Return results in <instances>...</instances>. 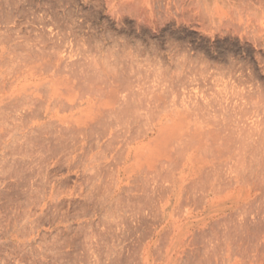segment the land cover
<instances>
[{
    "label": "rangeland",
    "instance_id": "obj_1",
    "mask_svg": "<svg viewBox=\"0 0 264 264\" xmlns=\"http://www.w3.org/2000/svg\"><path fill=\"white\" fill-rule=\"evenodd\" d=\"M125 1L127 0H0V108L3 105L0 109V188L4 189L3 193L0 191V194H2L1 196L5 194V199L0 197V264H84V262L85 264H109L111 261V264H115L116 262V264H123V262L124 264H144L142 258L146 260V255L145 253H141V248L138 246H142L141 244H143L146 239L144 236L145 230H150V228L153 227H155V230L160 229V236L156 240V243H154L156 246L153 245L148 253L147 257L149 264H176L178 261L179 264H242L245 258L242 256V259L241 255H239L241 251L240 253H236L229 250V253H227L225 247L223 248L225 241L223 242L224 239L221 238L227 236L224 234L227 228L228 230L229 228L231 229L237 222L236 225H240L243 219H247L248 222H253L255 227L252 232L253 234L248 232V236L250 237L256 234L254 237L257 240L256 242L255 238L251 236L252 238H250L255 242L252 240L249 242V237H246L247 235L245 234L247 232L244 233L245 237H243L246 238V242L255 243L254 245L251 243V246H256L254 250L252 247L251 249H246L247 252H245V254H250V256L254 255L255 258H261L260 256L262 255V262L264 264V243L261 241V234L264 236V190L257 189L256 186L251 187V184L245 181V179H251L250 170L252 169L250 168H253L251 167L252 164L249 166L250 168H248V163H254V169L258 166H255L257 165L255 162H250L248 161L250 159L245 158L248 157L247 152L246 155L243 153L240 156L238 155L241 153L239 152L241 151L240 148L238 151V146L241 145L240 147H242L241 141H244L240 139L246 136L242 134L241 131L243 130L244 133H246V128H249L250 125L251 128L248 129V132L249 134L252 132L253 145L250 144L259 149V154L257 153L258 157L264 153V0H134V5L137 3L135 7L134 5L132 7L122 6L121 3ZM70 62H72V64ZM87 80L88 82L91 81L89 82L91 86L93 82L94 84L97 83L93 85L95 89L99 87L97 91L95 90V93L93 92L90 94V92H87V89H85ZM40 82L41 85L37 84ZM84 82L86 83L84 84ZM109 83H111V85ZM72 85L74 87L77 85L75 87L76 89ZM90 85L88 84L87 88ZM101 87L103 89L102 91L100 90ZM127 89L130 90V93ZM29 93H31V95ZM110 93L111 95H109ZM26 94L28 95L27 98L24 97ZM120 94L121 96L128 94L125 96L126 98L124 97L127 101L133 97V100L131 99L132 102L130 101L132 103V108L136 105L135 107L137 110L134 108L135 112H129V114H132L131 116L133 118L131 119L130 115L125 117L127 120L129 119L130 124L125 118L124 120L126 121L124 122H122L123 120L117 121V118L115 121L113 113L109 114L110 116L112 115V117L109 115L104 117L105 119L107 117L109 119L111 118L110 120L108 118L106 120L102 118L98 119V114L103 111L108 112V110L113 108V105H115L114 100L116 99H114V97H120ZM29 96H31L33 100L36 98L35 102H32L33 100ZM20 97L21 100H23V98L25 100L21 104L18 103L20 100H17V98L19 99ZM54 97H57L59 101L61 100V103H57L55 107L56 113L53 116V119L59 123V127L57 124L54 126L57 129L60 128V125H64L69 127L70 131L73 126H76V130L73 128L74 132L71 131L72 134L71 132L69 133L71 134L69 139L67 136V140H70L71 137L74 139L70 140L71 143L67 141L66 133L62 140L54 139L55 143L53 140V143L50 141L51 147L57 142L60 144V141L63 143L67 141L66 143H69L62 145L61 142L60 145L62 147H59L57 143L58 147L62 148V150L57 147L55 149L59 151L55 150L56 153L53 150L54 148L51 151V149L47 147L48 151L50 150L49 153L47 149L43 147L42 151H40L41 148L34 149L35 143L39 140V138L37 140L35 137L36 139L34 138V140H32L37 142L33 143V147L32 144L27 143L30 146L26 145L27 148L31 147V150L34 151L32 152L29 148L27 151L25 147L27 137L25 136L26 138L23 137V139L21 135L25 134V130L30 125V127H33L32 129L38 126L36 127L37 129L41 126L40 124L47 121V117H43L45 109L43 107L49 98ZM15 99L18 101L17 103L20 107L16 102L15 105L17 104V106L13 105L14 101H16ZM30 99L32 101H30ZM112 99L114 100L112 101ZM246 99L250 100L252 104ZM27 100L37 105L43 103L40 109L38 108L39 110L36 111L38 113L40 110L43 111L41 114L39 113L42 116H40L41 120L37 118V116L39 117L38 113L36 117L32 115V113L34 114L35 112L32 110V104L29 103V105H27ZM119 100H122V97H120ZM9 101H13V103L9 104ZM85 101L89 103L88 105L90 107L83 110L81 108L85 106ZM220 101L221 104L223 103L224 105H221ZM4 104H8V106L6 107ZM4 106L7 109L4 108ZM195 107L196 109H194ZM33 108L36 110L35 107ZM24 111L25 114L26 111H32V113H29L32 116L29 115V117L27 112L26 117L29 118H27L28 124H26L27 122L23 119L25 118V114H20V112ZM94 114H97V116H93ZM18 115L21 117H18ZM86 116L88 117L86 120H90V126L96 120L95 124H97V128L95 124L93 127L89 126L90 128H88V126L84 125L87 121L78 120V118L85 119ZM92 116L95 119H93ZM136 116H138L137 120H133ZM100 120H102V122ZM35 121H38L37 124ZM91 121L93 122L91 123ZM135 121L136 123L134 124ZM110 122L113 123L111 124ZM131 122H133L135 127L134 131L136 130V132L142 131L152 123L155 124L156 136H158L159 133V135H161L160 138H156V140L159 138L157 141L160 142L156 147H159V145H161L160 147H167L170 151L169 156L171 155V158H175L173 160L169 157V162L163 161L164 163L157 164L158 167L156 166V168H154L155 172L157 171V175L155 172H152L155 176H150L152 174H149V176L147 175L145 177L147 181L151 183L150 185L155 188L152 193L153 195L150 196V201L152 202L144 200V198H142L144 202L134 199L136 194L139 195L141 193L135 192L132 187V185H134L133 179L136 178V176L141 177L140 175H143L135 166L148 162V160L142 158L144 156L137 161L130 159V167L125 174L120 176L121 182L116 181L115 169L117 171V167L120 166L122 163L121 161H123V158L121 159L122 154L119 152L120 150L122 151L121 145L126 141V136L124 138L122 129L128 126L134 128L133 124L131 126ZM126 123H128V126H126ZM120 124L124 126L122 125L123 127L121 128ZM80 126H85V128L82 127V129ZM79 127L81 129H79ZM77 128L81 131L85 129V131L79 133ZM61 129H63V127ZM27 130L30 131V128ZM120 130V134L122 133L121 135L116 133ZM23 131L24 134H22ZM66 131L69 132L68 128ZM114 134H118L120 138L118 136L117 138L119 139L115 138V136H113ZM229 137H234L235 140L233 138L231 140ZM236 137L239 139L237 140ZM255 137L256 139H254ZM22 139L26 141L23 142ZM64 139L66 140L65 142L63 141ZM30 140L31 138L29 141ZM194 141L196 142L194 143ZM22 142L24 144L21 145L20 143ZM40 142L41 144L44 143L42 141H39V143ZM47 142L48 141H45V143ZM50 142H48V146ZM78 142L79 148L77 147ZM30 143L32 142L30 141ZM126 143L127 142H125V144ZM166 143H169V145L166 146ZM125 144L122 146L125 147ZM209 144H211V146H209ZM40 145L38 147H41ZM199 145L200 147H198ZM42 146L46 147L47 144H43ZM64 146L66 148L63 149ZM202 146L206 151L203 150ZM23 147L26 148L27 155L24 154L25 152L23 153V149V151L21 150ZM164 148H162V150H165V152L167 150L166 153L168 154V149ZM143 149H145V147ZM175 151L179 152L177 153ZM235 151L239 152L236 154L237 158L236 155H233ZM41 152H44V155ZM188 153L194 154L199 158L200 162L198 164L203 165V168L207 171L203 174V177L208 178L210 181L204 178L202 179V176L200 177L201 180H199V176L196 177L195 175L193 176V174H189L184 177L183 182H178L182 174L179 171L180 162ZM231 153V156H227ZM47 154L52 155L47 156ZM24 155L25 158L27 156V158L31 156L32 158H36V161L33 159L35 162V164H33L36 166H32L33 161L29 158L32 161H29L32 165L28 166L35 167L34 169L25 168L27 166L25 162L29 159L27 160L26 158V160H23L25 159ZM41 156L42 160L44 159L43 156H46V160L43 161L50 162L39 160L38 158ZM223 156L227 159L222 158ZM234 156L236 158L235 160L233 159ZM238 156L239 158L243 156L247 160V163L244 158L243 161L245 162L240 160L242 157L238 159ZM119 158L121 161H118L120 160ZM37 159L40 163L37 162ZM17 160L19 162L21 160L24 161L20 162V164L24 163L21 164L22 168L23 165H25L24 168L29 170V172L31 169L34 170L30 174L31 178L28 176L25 177L26 180H21V178L26 174L28 175L29 172L27 171L28 173H24L23 170L25 169H22L21 166L18 167V162V165L16 164L17 169L21 168L23 171L22 173H24H21L22 175L19 174L14 167L15 163H13ZM41 161L43 162L42 166ZM157 161L159 160H156V162ZM102 162L107 163L102 164ZM108 162L110 164H108ZM36 163H38V165ZM46 163L49 165H45ZM98 163L102 164L100 165L103 167V169L101 168L103 171L97 168ZM175 163L178 166H176ZM212 163H214L215 166ZM240 163H243L242 165H244V167ZM236 164H240L241 169L239 166L237 167ZM86 165H88L89 168ZM105 165H109L110 167L107 166L108 168L104 169ZM175 166L178 167V169ZM212 166L214 167L212 168ZM242 167L249 170L248 174L246 170L245 173L241 171ZM10 168L12 170H10ZM215 168L217 169L213 170ZM237 168L239 169L238 171ZM257 169L261 170L262 167H258ZM36 170H41V172L44 173L43 176H48L49 171H51L49 174H52V178L47 177V180L49 179L48 181L55 185L52 191L53 200H47L48 208L51 207L50 210L47 209L46 206L44 208V211L49 210L50 212L45 211L44 215L46 216H40L39 221L33 223L25 218L23 221L22 218L19 217L18 218L21 220H18V218L16 219L15 216L17 217L18 213H13V217L11 216L12 219H9L14 208H19L21 203L24 200L26 201L27 198V200H29L30 196H26L25 192L28 194L31 188H33L35 191L32 190L33 192L31 191L32 193H30L32 195L30 198L33 200L34 198L32 197H34V195L41 196V191L49 190L48 184L43 185L41 181H37V179L40 180V178H37L38 172L36 173ZM210 170L213 171L210 172ZM9 171L12 172L10 173ZM261 171L264 172V166ZM14 172L20 175L19 178L18 176L16 178V173ZM41 172H39L40 175L42 174ZM208 172H214L212 173L213 178H215V176L216 178L211 179L212 177L208 175ZM254 172L258 174L253 175L256 176V178H253L255 183H259L261 180L263 183L264 174L261 175L262 172L259 173V170H254L253 173ZM3 173H6V176ZM54 174L56 177L53 179ZM101 174H104V176ZM1 175L4 177L2 178ZM32 175H35L34 177L37 176V179L34 178V180ZM84 175L86 176L84 177ZM87 175L89 178H87ZM223 175L225 176L226 182L228 179L230 180L228 183L232 182L231 184L227 183V187L225 186V179V184H222L224 182L220 183L221 180L223 181ZM43 176L41 175L39 177L43 178ZM62 177H66V182H64L66 186H64V183L63 186L62 183L59 185ZM219 177L222 179L220 180ZM27 178L32 181H28ZM257 178L262 179L259 181ZM18 179H20L19 183L22 181V186L18 184V182L16 183ZM237 179L239 181H237ZM3 180L4 182H2ZM103 180L105 181L102 182ZM218 180L220 186L217 185ZM114 181L117 182V187H115L116 183ZM197 181L199 184H197ZM23 182L25 183L24 185H26V187H24L25 192L22 191L24 186ZM211 182H214V185H211ZM238 182H240V184ZM8 183L12 184V186ZM26 183H28V186ZM38 183L39 185L36 186ZM56 183L60 187L62 186V189H60L59 186L57 187ZM176 183H181L182 188L178 189ZM262 183L260 184L262 185ZM2 184L5 186H2ZM16 185L19 186L17 187ZM46 186L47 188H45ZM211 187L214 188L210 190ZM13 188L16 191L13 190ZM25 188H30L29 192L25 190ZM39 189L43 190L39 191ZM9 190H11V192L13 191L15 195L14 193L12 195ZM66 190H68V192ZM215 190H217V193H215ZM5 191L7 194L4 193ZM37 192L40 193L37 194ZM84 192L86 193L84 194ZM88 192L89 194H87ZM120 192L123 194L120 195ZM205 193H209L208 201L204 198ZM8 194L10 196H6ZM18 194H25L24 197L26 196L27 198L23 199L24 197L21 195L23 199L21 202V198L17 200L19 197ZM86 194L88 196L86 200H84L85 196L83 197V195ZM91 194L93 197L91 196L92 198L90 199ZM117 194L118 197L122 196V198L125 199L120 197V200H118ZM7 197L8 199L10 197L12 198L13 206H11V201L9 202ZM11 198L9 200H11ZM70 198L71 200H69ZM167 198L169 201L167 206H165L164 203ZM253 198L256 200L252 201ZM31 199L30 204L27 201L29 205H31ZM75 199L76 202H74ZM87 199H90V201ZM6 200L8 203L5 202ZM16 201L21 202L20 205L18 202L16 203ZM25 201L23 205L26 203ZM53 201L56 202L55 205L58 207L53 205ZM61 201H63V204L68 203V205H62ZM68 201H70V203ZM85 201H88L86 202L88 204L86 205V207H88L87 210L85 207L82 208ZM145 203H150V205L147 206ZM5 205L6 207H4ZM14 205H17V207H14ZM25 205L27 206V204ZM133 205L136 206L134 207ZM5 208H9L12 211L10 212V210ZM18 208L14 209V211L17 212L20 209ZM63 208H65V210ZM2 209L6 210V212H2ZM21 209L23 210V208ZM62 210H64V212L68 211L67 213H69L70 216L66 213L64 214L66 215L65 218L62 214ZM162 210L164 212L163 218H161ZM255 210L260 212L256 213ZM251 211H255L256 214ZM18 212L21 213L20 210ZM56 213L58 215H56ZM138 213H140L139 215L142 214L143 217L146 216L143 219L141 215V218L144 221L146 220L145 222L149 224L147 223V225H144L146 223H137L139 220L141 221V219L137 221L139 218ZM48 215L54 216L51 217ZM71 215L74 216L73 219L68 218L71 217ZM136 215L138 218L135 217ZM49 220H51V222ZM135 220L138 225H136ZM222 220L225 222L223 223ZM106 221L108 224H106ZM20 226H24L25 229H28V226H33L35 229L28 234H21L17 233L19 228L20 232L22 231ZM161 226H163V228H161ZM67 227L68 230H71L69 231L71 233L66 232ZM9 228L14 230H10ZM57 228H61L60 231L57 230ZM106 228H108L109 231ZM125 228L127 229L125 230ZM77 229L79 231H77ZM129 229L136 230L133 237L130 236V234L132 235L134 232L132 230L131 233L128 232ZM15 230L16 232H13ZM109 232L110 234L116 232V235H109ZM16 233L18 236L15 237ZM259 233H261L260 237H258ZM125 234L129 235L126 236ZM68 236H76L74 237L75 239L73 237L71 238L74 242H71L72 240L70 241ZM123 236L127 238L129 236L132 241L135 236L139 237V244L134 245V247L136 245L138 247L135 251L136 254L135 252H133L134 254L131 252L128 253L127 246H132V241L130 239L126 240L127 238L124 240L123 238V242H121V237ZM24 237H26V239ZM117 238H119V241ZM116 240L118 244H116ZM171 240L174 241V245L170 247L167 253L165 250L168 248ZM129 241H131V243ZM182 241L184 243H182ZM122 243L124 244L122 245ZM110 244H112V247L114 246V251L112 247L110 248ZM56 245L60 247L58 246L57 248ZM80 245L82 246L81 248ZM117 247L121 248L120 253L123 254H120V257L123 256L122 258H120L119 255H115L117 251H120ZM197 247L198 249H196ZM218 247L219 250L217 249ZM110 249L113 252H110ZM122 249L123 251L126 250L124 251L125 253ZM64 252L67 258L63 255ZM192 252H194V254ZM232 252H234V254ZM155 253H157V256ZM245 254L244 256H246ZM77 255L79 259H75ZM187 255L190 256V259ZM126 256L128 257L127 259ZM57 259H59L60 262H58ZM227 259H229V261ZM41 261H43V263Z\"/></svg>",
    "mask_w": 264,
    "mask_h": 264
},
{
    "label": "bare ground",
    "instance_id": "obj_2",
    "mask_svg": "<svg viewBox=\"0 0 264 264\" xmlns=\"http://www.w3.org/2000/svg\"><path fill=\"white\" fill-rule=\"evenodd\" d=\"M139 1H140V0H139ZM111 2H112V1H111ZM134 2H135L134 0H127V1H125V2H123V3H121V5H122V6H125V7H132V6L134 5ZM139 3H140V2H139ZM136 4H137V3H135V5H136ZM135 5H134V7H135ZM119 6H120V5H119ZM134 7H133V8H134ZM143 7H144V6H143ZM184 8H185V7H184ZM135 9H136V8H135ZM141 9H142V8H141ZM126 11H127V10H126ZM124 12H125V11H124ZM145 15H146V14H145ZM158 16H159V15H158ZM142 23H143V22H142ZM146 24H147V22H146ZM6 39H7V38H6ZM7 40H8V39H7ZM21 46H22V45H21ZM19 47H20V46H19ZM17 48H18V47H17ZM64 61H65V60H64ZM46 62H47V61H46ZM80 62H82V61H80ZM57 63H58V62H57ZM61 63H62V62H61ZM70 63L72 64V62H70ZM70 63H69V64H70ZM77 64H78V63H77ZM62 65H63V64H62ZM62 65H61V66H62ZM82 65H83V64H82ZM64 66H65V65H64ZM76 66H78V65H76ZM80 66H81V65H80ZM80 66H79V67H80ZM44 67H45V66H44ZM44 67H43V68H44ZM46 67H47V65H46ZM72 67H73V66H72ZM79 67H78V68H79ZM48 68H49V67H48ZM62 68H63V67H62ZM62 68H61V70H62ZM78 68H77V69H78ZM121 68H122V67H121ZM59 69H60V68H59ZM70 69H71V68H70ZM120 70H121V69H120ZM127 70H128V69H127ZM90 72H91V70H90ZM68 73H69V72H68ZM83 73H84V72H83ZM88 73H89V71H88ZM91 73H92V72H91ZM127 73H128V72H127ZM86 74H87V73H86ZM72 76H73V75H72ZM90 77H91V76H90ZM81 78H82V77H81ZM86 78H87V77H86ZM129 78H130V77H129ZM123 79H124V78H123ZM78 80H79V79H78ZM116 80H117V79H116ZM121 80H122V78H121ZM79 81H80V80H79ZM100 81H101V80H100ZM119 81H120V80H119ZM123 81H124V80H123ZM81 82H82V81H81ZM86 82H87V83H86ZM86 82H84V84L86 83V84H85V86H86L85 89H87V92H90V94L93 93V92L95 93V90L97 91V90L99 89V87H96V89L93 88V87H94L93 85H96L97 83L94 84V82H93V85L91 86V85H90L91 83H89V82H91V81L88 82V80H87ZM102 82H103V81H102ZM82 83H83V82H82ZM37 84H40V85H41V82H40V83H37ZM76 84H77V81H76ZM88 84L90 85V86H88L89 89L87 88V85H88ZM104 84H105V83H104ZM109 84L111 85V83H109ZM78 85H80V84H78ZM100 85H101V83H100ZM112 85H113V84H112ZM135 85H136V84H135ZM72 86H73V85H72ZM76 86H77V85H76ZM76 86H75V87H76ZM80 86H82V85H80ZM113 86H114V85H113ZM115 86H116V85H115ZM73 87H74V86H73ZM73 87H72V88H73ZM75 87H74V88H75ZM119 87H120V86H119ZM138 87H139V86H138ZM153 87H154V85H153ZM97 88H98V89H97ZM107 88H108V87H107ZM107 88H105V89H107ZM114 88H116V87H114ZM75 89H76V88H75ZM79 89H80V88H79ZM81 89H82V88H81ZM105 89H104V90H105ZM147 89H148V88H147ZM100 90H101V91L103 90L102 87L100 88ZM119 90H120V89H119ZM127 90H128V89H127ZM135 90H136V89H135ZM80 91H81V90H80ZM128 91H129V93H130V90H128ZM139 91H140V90H139ZM85 92H86V90H85ZM104 92H105V91H104ZM114 92H115V91H114ZM116 92H117V90H116ZM96 93H97V92H96ZM29 94L31 95V93H29ZM88 94H89V93H88ZM104 94H105V93H104ZM104 94H103V96H104ZM131 94H132V93H131ZM96 95H97V94H96ZM109 95H111V93H110ZM122 95H123V94H122ZM127 95H128V94H127ZM127 95H125V96H127ZM129 95H130V94H129ZM136 95H137V94H136ZM243 95H244V94H243ZM27 96H28V95L26 94L24 97L27 98ZM50 96H51V93H50ZM94 96H95V94H94ZM125 96H121V94H120V97H122V100H119L120 97H116V96L114 97V96H113L114 99L116 98L115 100L112 99V101H113V100L115 101V105H113V108H111V110H108V112H104V111H103V112H101L100 114H98V115H99L98 119H99V118L105 119L104 117H106V116L109 115L110 113H113V116H114V118H115V119H114L115 121H116V118H117V121H118V120H119V121H120V120H123L122 122L126 121L127 119H126L125 117H126L127 115H130V116L132 115V114H129V112H132V113L135 112V111H134V108H136V107H135L136 105L133 106V108H132V103H131L132 101H131V99H132L133 97H132L131 99H128L129 101H127V99L125 100V98H126ZM250 96H251V95H250ZM29 97H31V96H29ZM29 97H28V98H29ZM124 97H125V98H124ZM247 97H248V96H247ZM22 98H23V97H22ZM34 98H35V97H34ZM110 98H112V97H110ZM117 98H118V99H117ZM129 98H130V96H129ZM222 98H223V97H222ZM249 98H250V97H249ZM9 99H10V98H9ZM12 99H14V98H12ZM31 99H32V97H31ZM31 99H30V101L33 100V99H32V100H31ZM231 99H232V98H231ZM251 99H252V98H251ZM15 100H16V99H15ZM17 100H18V101L20 100L21 102H20V101L18 102ZM17 100L14 101V104H13L14 106H17L18 103L21 104L23 101H25L24 98H23V100H21V97H20L19 99L17 98ZM28 100H29V99H28ZM28 100H27L26 102H28ZM35 100H36V98H35L32 102H35ZM116 100H117V101H116ZM132 100H133V99H132ZM137 100H138V99H137ZM246 100H247V101H250V100H248V99H246ZM30 101L27 103V105H29V103L32 104ZM60 101H61V100H60ZM60 101H59V99H57V97L49 98V99L47 100L46 104H45L44 107H43V108H45V109H44L43 117H47V118H48V119L46 118L47 121H45V122H43L42 124H40L41 126H40L39 128H37V129H36V127H38V126H35L34 129H32L33 127H30L31 125H30L28 128L26 127L27 129L30 128V131L26 129L27 131L25 130V134H24V131H23L22 134H24V135H21L22 137L20 136L21 138H23V137L26 138V137H27V138H26L27 141L25 140V141H26L25 147H26V145H27V146H30V145H28V144H32V147H33V145H34L33 143H34V142H37V141H33L34 138L36 137L37 140H38V138H39V140H38L37 143H35V148H34V149H39V148H41L40 151H42L43 148H46V149H47V152L50 151V150L48 151V148L51 149V151H52V149L54 148V149H53L54 152H55V150H58V149L62 150V148H59V147L61 146L60 144H61L62 141H60V144L57 142V143L59 144V147H58V144H57V143L54 144V145L52 144L53 147H51V142H52V140H53L54 143H55V140H54V139H57V140H60V139H61V140H62V139L64 138V135H65L66 133L69 134L71 131L74 132L73 128L76 130V126H75V127L73 126L72 129H71V131L69 130V127H66V126H64V125H60V128H57V129H56V127L54 126V125H56V124H57V126H58V124H59L56 120L53 119V118H54L53 116H54V114L56 113V109H55V107L57 106V103H59ZM112 101H111V102H112ZM130 101H131V102H130ZM213 101H214V100H213ZM217 101H218V100H217ZM224 101H225V99H224ZM228 101H229V100H228ZM15 102H16V103L18 102V103L15 105ZM233 102H234V101H233ZM243 102H244V101H243ZM245 102H246V101H245ZM252 102H253V99H252ZM252 102L250 101V104H252ZM4 103H5V102H4ZM10 103H13V101H9V104H10ZM39 103H40V102H39ZM60 103H61V102H60ZM81 103H82V102H81ZM113 103H114V102H113ZM134 103H135V102H134ZM19 104H18V106H19ZM41 104L43 105V103H40V105H37L36 103H34V104L31 105V106H32V110L35 112L34 114L32 113V111H31V112H30V111H26V114H25V111H24V112H20V114H23V113L25 114V115H24L25 118H23V115H22V118L25 119V121L27 122V118H28L29 115H30L29 113H32V115H35V117H36V116H37L36 114L38 113V112H36V111H38V110L40 109V107L42 106ZM88 104H89V103H88L87 101H85V106H83L81 109L84 110V109H86V108H89L90 106H89ZM138 104H139V103H138ZM220 104H221V101H220ZM222 104H223V103H222ZM222 104H221V105H222ZM243 104H244V103H243ZM248 104H249V103H248ZM0 105H1V104H0ZM4 105H6V104H4ZM36 105H37L38 107H37ZM139 105H140V104H139ZM223 105H224V104H223ZM7 106H8V104L6 105V107H7ZM200 106H201V105H200ZM231 106H232V105H231ZM2 107H3V105L1 106V108H2ZM6 107L4 106V108H6ZM12 107H13V106H12ZM19 107H20V106H19ZM33 107H35V108L37 107L36 110H35ZM110 107H111V106H110ZM214 107H215V106H214ZM1 108H0V109H1ZM13 108H14V107H13ZM15 108H16V107H15ZM38 108H39V109H38ZM225 108H226V107H225ZM227 108H228V106H227ZM238 108H239V106H238ZM6 109H7V108H6ZM19 109H20V108H19ZM30 109H31V108H30ZM100 109H101V108H100ZM106 109H107V108H106ZM194 109H196V107H195ZM42 110H43V109H42ZM136 110H137V108H136ZM223 110H224V109H223ZM223 110H222V111H223ZM228 110H229V109H228ZM106 111H107V110H106ZM202 111H203V110H202ZM208 111H209V110H208ZM208 111H207V113H208ZM27 112H28V117H26V116H27ZM42 112H43V111H41V110L39 111L40 114H41ZM98 112H99V111H98ZM39 113H38L39 117L37 116V118L41 120V118H40L41 115H40ZM223 113H224V112H223ZM135 114H136V113H135ZM16 115H17V114H16ZM32 115H30V116H32ZM95 115L97 116V114H94L93 116H95ZM19 116H20V115H18V117H19ZM93 116H92V118L95 119ZM109 116H110V115H109ZM20 117H21V116H20ZM41 117H42V116H41ZM89 117H90V116H89ZM110 117H112V115H111ZM128 117H129V116H128ZM128 117H127V118H128ZM86 118H88V117L86 116L85 119H80V118H78V120L87 121ZM107 118H108V117H107ZM107 118H106V119H107ZM124 118H125L126 120H124ZM129 118H130V117H129ZM132 118H133V117L131 116V119H132ZM137 118H138V116H136L133 120H137ZM20 119H21V118H20ZM23 119H21V120H23ZM28 119H29V118H28ZM90 119H91V118H90ZM106 119H105V120H106ZM108 119H109V118H108ZM110 119H111V118H110ZM110 119H109V120H110ZM53 120H54V121H53ZM88 120H89V119H88ZM38 121H39V120H38ZM38 121H37V122H38ZM55 121H56L57 123H56ZM89 121H90V120H89ZM89 121H87L89 124L86 122V123H84V125H85V126H88V128L93 127L94 124H95V121H96V120H95L94 122L91 121V123L93 122V124H92L91 126H90V122H89ZM100 121L102 122V120H100ZM103 121H104V120H103ZM107 121H108V120H107ZM127 121H128V123H129V119H128ZM35 122H36V121H35ZM37 122H36V124H37ZM54 122H55V123H54ZM81 122H82V121H81ZM53 123H54V124H53ZM97 123H98V121H97ZM110 123H111V122H110ZM110 123H109V124H110ZM112 123H113V122H112ZM112 123H111V124H112ZM115 123H116V122H115ZM119 123H120V122H119ZM128 123H126V124H127L126 126H128ZM135 123H136V121L134 122V124H135ZM250 123H251V122H250ZM26 124H28V122H27ZM87 124H88V125H87ZM105 124H106V123H105ZM129 124H130V123H129ZM132 124H133V122H131V126H132ZM134 124H133V127H134ZM96 125H97V124H95V127H96ZM100 125H101V124H100ZM100 125H99V126H100ZM106 125H107V124H106ZM117 125L119 126L118 122H117ZM122 125H123V124H120V127H121V128L125 125V123H124L123 126H122ZM26 126H27V125H26ZM49 126H50V127H49ZM61 126L63 127V129H61V128H62ZM85 126H84V127H83V126H80V127H81V128H82V127L85 128ZM89 126H90V127H89ZM99 126H98V127H99ZM104 126H105V125H104ZM135 126H136V125H135ZM250 126H251V125H250ZM250 126H249V128H246V131H245L246 133H244L243 130L241 131L242 134L246 135L245 137H241V138H243V139H240V140H244V141H241V143H242V147H240L241 145H239V146L237 145V146H238V151H239V148H240L241 151H239V152H241V153L238 154L239 152H238V151H235V154H233V155L238 154V155L240 156V155H242V153L246 155V152H247V156H248V157H245V158L250 159V160H248V161H250V162H251V161H252V162H255V164H257V165H255V166L262 167V169H263V166H264V153H263L262 155H260L259 157L257 156V153L259 152V149H258L256 146H254V147L252 146V145H253V144H252V137H253V136H252V134H251L252 132H251L250 134H249V132H248V129L251 128ZM54 127H55V128H54ZM58 127H59V126H58ZM80 127H79V129H81ZM65 128H66V130H67V128H68V131H69V132H67V131L65 130ZM70 128H71V127H70ZM83 128H82V129H83ZM88 128H86V129H88ZM96 128H97V127H96ZM79 129L77 128V130L79 131V133L82 132V131H85V129L82 130V131L79 130ZM94 129H95V128H94ZM104 129H105V128H104ZM123 129H124V130H123ZM123 129H122V133H123V135H124V138H125V136H126V139H125L126 141H125V140H124V141L127 142V143L125 144V142H124L125 147H123L124 144H122V145H123V146L121 145V147H122V151H121V150H120V152L118 151L119 153L122 154L121 159L123 158V161H121L120 158H119L120 160H118V161H121L122 163H121L120 166L117 167V171H116V169H115V172H116V174H115V175H116V181H117V182H121V177H120V176L123 175V174H125V172H127L128 168L130 167V165H131L130 162H129L130 159L137 161V160H139L142 156H144V157H142V158L148 160L147 163H145V164L141 163V164L136 165V166L134 165V166L136 167V169H138L139 172L142 173L143 175H140L141 177L136 176V178L133 179L134 185H132V187L134 188L135 192H140V193H141V194H139V195L136 194V196H135V195H133V196H135L134 199H136V200H138V201H139V200H142V201H143L142 198H144V200H149V201H150V196L153 195L152 193L154 192L155 188H154V186L150 185L151 183H149L145 177H146L147 175L149 176V174H152V175H150V176H155V175H153L154 173H152V172H155V169H154V168H156L157 164H158V165H159V164H162V163H164L163 161H168V162H169L168 159L171 158V155L169 156V154H170L169 152H170V151H169V149H168L167 147H165L166 149H168V154H167V153H166L167 150H166V152H165V150H162V148H164V147H160L161 145H159L160 148H159L158 146L156 147V145L160 143V142H158L157 140L161 137V135H159L160 133L158 132L159 134L157 133L158 136H156L155 124H153V123H152L150 126L144 128L142 131H139V132H136V130L134 131L135 127H134V128H131L130 126H128V127H126V128L124 127ZM116 130H117V129H116ZM28 131H29V133H28ZM32 131H33L34 133H33ZM88 131H89V130H88ZM249 131H250V130H249ZM120 132H121V130H120L119 132L117 131L116 133H118L119 135H121L122 133L120 134ZM94 133H95V132H94ZM140 133H141V134H140ZM17 134H18V133H17ZM67 134H66V140H67V136H68V139L70 138L69 136L72 134V132H71V134H69V135H67ZM83 134H84V133H83ZM118 134H114L113 136H115V138H117V136L119 137ZM139 134H140V136H139ZM168 134H169V133H168ZM168 134H167V135H168ZM221 134H222V133H221ZM253 134H254V133H253ZM100 135H101V134H100ZM169 135H170V134H169ZM172 135H173V134H172ZM205 135H206V133H205ZM239 135H240V134H239ZM244 135H243V136H244ZM25 136H26V137H25ZM186 136H188V135H186ZM189 136H190V135H189ZM199 136H200V135H199ZM213 136H214V135H213ZM237 136H238V135H237ZM240 136H241V135H240ZM97 137H98V136H97ZM157 137H159V138L156 140ZM206 137H207V136H206ZM225 137H226V136H225ZM238 137H239V136H238ZM257 137H258V136H257ZM24 138H23V139H24ZM28 138H29V139L31 138L30 141H31L32 143H30V141H29ZM36 138H35V139H36ZM119 138H120V137H119ZM119 138H117V139H119ZM185 138H186V137H185ZM192 138H193V137H192ZM202 138H203V137H202ZM229 138H230V137H229ZM232 138L234 139V137H231L230 139L232 140ZM23 139H22V140H23ZM32 139H33V140H32ZM71 139H72V137H71ZM71 139H70V140H71ZM73 139H74V138H73ZM73 139H72V140H73ZM94 139H97V138H94ZM162 139H163V138H162ZM162 139H161V141H162ZM164 139H165V138H164ZM164 139H163V140H164ZM206 139H207V138H206ZM236 139H237V137H236ZM238 139H239V138H238ZM238 139H237V140H238ZM254 139H256V137H255ZM19 140H21V139H19ZM66 140L64 139L63 141L65 142ZM70 140H67V141L70 142ZM140 140H141V141H140ZM155 140H156L157 143L155 142ZM165 140H166V139H165ZM228 140H229V139H228ZM234 140H235V139H234ZM25 141L23 140V142H25ZM28 141H29V142H28ZM39 141L44 142L43 144H44V145L47 144V146H46V147L42 146L43 144H41V142L39 143ZM45 141H48V142L51 141V142H50V145L48 146V142L45 143ZM67 141H66V142H67ZM92 141H93V140H92ZM117 141H118V140H117ZM168 141H169V140H168ZM14 142H15V141H14ZM23 142L20 143V144H21V145L24 144ZM53 142H52V143H53ZM66 142H65V143L62 142V145H65V144H68V143H69V142H68V143H66ZM73 142H74V141H73ZM73 142H72V143H73ZM75 142H76V141H75ZM169 142H170V141H169ZM179 142H180V141H179ZM188 142H189V141H188ZM191 142H192V141H191ZM195 142H196V141H194V143H195ZM202 142H203V141H202ZM216 142H217V141H216ZM216 142H215V143H216ZM258 142H259V141H258ZM18 143H19V142H18ZM27 143H28V144H27ZM70 143H71V142H70ZM96 143H97V142H96ZM104 143H105V142H104ZM108 143H109V142H108ZM115 143H116V142H115ZM218 143H219V142H218ZM230 143H231V142H230ZM241 143H240V144H241ZM250 143H251L252 145H251ZM13 144H14V143H13ZM15 144H16V142H15ZM37 144H39V145L41 144V145H40L41 147H38L39 145H37ZM94 144H95V143H94ZM162 144H163V143H162ZM178 144H179V143H178ZM183 144H184V143H183ZM220 144H221V143H220ZM260 144H262V143H260ZM11 145H12V144H11ZM56 145H57V146H56ZM105 145H106V144H105ZM148 145H149V146H148ZM163 145H164V144H163ZM163 145H162V146H163ZM167 145H169V143H166V146H167ZM171 145H172V144H171ZM225 145H226V143H225ZM4 146H5V145H4ZM36 146H37V147H36ZM55 146H56V147H55ZM71 146H72V144H71ZM74 146H75V145H74ZM78 146H79V142L77 143V147H78ZM109 146H111V145H109ZM115 146H116V145H115ZM209 146H211V144H209ZM257 146H258V144H257ZM21 147H22V146H21ZM42 147H43V148H42ZM47 147H48V148H47ZM57 147H58V149H55V148H57ZM61 147H62V146H61ZM81 147H82V146H81ZM104 147H105V146H104ZM104 147H103V148H104ZM144 147H145V149H143ZM180 147H181V146H180ZM198 147H200V145H199ZM258 147H259V146H258ZM7 148H8V147H7ZM26 148H27V147H26ZM26 148H24V147L21 148V150H22V149L24 150V151H23V150H22V151H23V153L25 152V153H24L25 155L28 154L27 151H28L29 149H30V150L32 149L31 147H28L29 149H28V148L26 149ZM64 148H66V147L64 146L63 149H64ZM70 148H71V147H70ZM78 148H79V147H78ZM165 148H164V149H165ZM202 148H203V146H202ZM212 148H213V147H212ZM235 148H236V147H235ZM19 149H20V148H19ZM25 149H26L27 151H26ZM73 149H74V148H73ZM80 149H81V148H80ZM118 149H119V146H118ZM236 149H237V148H236ZM8 150H9V149H8ZM17 150H18V149H17ZM44 150H45V149H44ZM74 150H76V149H74ZM203 150H204V148H203ZM223 150H224V149H223ZM227 150H228V149H227ZM227 150H226V151H227ZM22 151H21V152H22ZM31 151H32V150H31ZM33 151H34V150H33ZM33 151H32V152H33ZM45 151H46V150H45ZM58 151H59V150H58ZM143 151H144V152H143ZM187 151H188V150H187ZM204 151H206V150H204ZM209 151H210V150H209ZM226 151H225V152H226ZM263 151H264V148H263ZM8 152H9V151H8ZM11 152H13V151H11ZM11 152H10V154H11ZM47 152H46V153H47ZM65 152H66V151H65ZM171 152H172V151H171ZM175 152L178 153L179 151H175ZM180 152H181V151H180ZM211 152H212V151H211ZM225 152H224V153H225ZM0 153H1V152H0ZM23 153H22V154H23ZM41 153H43V155H44V152H41ZM41 153H40V154H41ZM49 153H50V152H49ZM55 153H56V152H55ZM57 153H58V152H57ZM59 153H61V152H59ZM215 153H216V152H215ZM19 154H20V152H19ZM31 154H32V153H31ZM31 154H30V155H31ZM53 154H54V153H53ZM65 154H66V153H65ZM202 154H206V153H202ZM212 154L215 155L214 153H212ZM258 154H259V153H258ZM4 155H5V154H4ZM25 155H24V158H25ZM38 155H39V154H38ZM50 155H52V154H47V156H50ZM179 155H180V153H179ZM179 155H178V156H179ZM200 155H201V154H200ZM200 155H199V156H200ZM231 155H232V153L229 154V155H227V156H231ZM5 156H7V155H5ZM22 156H23V155H22ZM35 156H36V155H35ZM80 156H81V155H80ZM173 156H174V154H173ZM176 156H177V155H176ZM176 156H175V157H176ZM207 156H208V155H207ZM210 156H211V155H210ZM210 156H209V157H210ZM224 156H225V155H224ZM224 156H223L222 158L227 159V158H225L226 156H225V157H224ZM239 156H238V159H240V158L242 157L240 160L243 161V158H244V157L241 156V157L239 158ZM27 157H28V156H27ZM27 157H26V158H27ZM33 157H34V155H33ZM43 157H44L43 160H46V158H45L46 156H43ZM114 157H115V156H114ZM169 157H170V158H169ZM203 157H204V156H203ZM26 158L23 159V160H26ZM29 158H31L32 161H33V159H35L34 161H36V158H35V157L32 158V156H31V157H29ZM29 158H27V160H28ZM47 158H48V157H47ZM61 158H62V157H61ZM201 158H202V157H201ZM201 158H200V159H201ZM236 158H237V155H236ZM236 158H235V156H234L233 159L235 160ZM245 158H244V159H245ZM38 159H39V160H40V159L42 160V156H41L40 158H38ZM38 159H37V162L40 163V161H39ZM171 159H173V157H172ZM174 159H175V158H174ZM174 159H173V160H174ZM215 159H216V158H215ZM220 159H221V157H220ZM23 160H21L20 162H22ZM43 160H42V161H43ZM48 160H49V159H48ZM65 160H66V159H65ZM132 160H131V161H132ZM156 160H159V161L156 162ZM182 160H183V161H182ZM182 160H181V162H180V168H179V171H180L182 174H181V178L178 180V182H183L184 177L188 176L189 174H193V176L195 175L196 177L199 176L198 178H200L201 176H202V179L204 178V177H203V174H205L207 171H206V169L203 168V165L198 164V163L200 162V161H199V158H197L194 154L188 153L186 156H184V158H182ZM3 161H4V159H3ZM29 161L32 162V161L29 159L28 161L25 162L27 166L25 167V165H23V168H24V167H25L26 169H27V167H28V168H33V167H31V166H28V165H32L33 163L35 164V162L33 161L32 164H31ZM42 161H41V166L43 165V164H42L43 162H48V161H43V162H42ZM57 161H58V160H57ZM202 161H203V159H202ZM209 161H210V160H209ZM216 161H217V160H216ZM241 161H240V162H241ZM245 161H246V163H247V160H246V159H245ZM245 161H243V162H245ZM18 162H19L18 160H17L16 162L14 161L13 163H15V165H14V164H11V165H14L15 169L17 170V172H18L19 174H21L23 171H24V173H28L29 170H26L25 168H24L25 170H23V171L21 170V168H22L21 164H24V163H21V164H20V162H19V166H18V167L21 166V168L17 169L16 164H17ZM23 162H24V161H23ZM27 162H28V163H27ZM49 162H50V161H49ZM49 162H48V163H49ZM59 162H61V161H59ZM158 162H159V163H158ZM29 163H30V164H29ZM38 163H36V164L38 165ZM48 163H46L45 165H47ZM55 163H56V161H55ZM83 163H84V162H83ZM103 163H104V162H102V164H103ZM106 163H107V162H106ZM106 163H104V164H106ZM34 164H33L32 166H36V165H34ZM56 164H57V163H56ZM62 164H64V163H62ZM100 164H101V163H98V165H97V168H99V170H100L101 168L103 169V167H101L102 164H101V165H100ZM108 164H110V163L108 162ZM116 164H117V163H116ZM175 164H176V163H175ZM196 164H197V165H196ZM212 164H214V163H212ZM240 164H241V163H240ZM240 164H236V166H237V167L239 166L240 169H241V165H242L243 163H242L241 165H240ZM251 164H252V165H251ZM253 164H254V163H250V164L248 163V166H247V167L250 168L249 166L251 165V167H253V168H250V169H252V170H250V172H251V174H250L251 179L248 178V179H245V181H246V182L248 181V183L251 184V187L256 186L257 189H263V190H264V178H263L264 176L262 177V178H263V183H262V180H261V182H259L260 179H262V178H257V179H259V181H258L259 183L256 182V183H257V184H256V183H255V180L253 179L254 177L256 178V176H253V175H254V174H255V175H258V174H257L256 172L253 173V171H254V170H259V171H260L259 173L262 172L261 175L264 174V172L261 171L262 169H261V170H260V169H257L258 167H257L256 169H254ZM258 164H259V165H258ZM260 164H261V165H260ZM3 165H4V164H3ZM7 165H8V164H7ZM11 165H10V166H11ZM17 165H18V164H17ZM45 165H44V166H45ZM48 165H49V164H48ZM59 165H60V164H59ZM76 165H77V164H76ZM113 165H114V164H113ZM216 165H217V164H216ZM77 166H78V165H77ZM86 166L88 167V165H86ZM105 166H106V165H105ZM105 166H104V169H105V168L107 169V168H108L107 166H109V165H107L106 167H105ZM114 166H115V165H114ZM114 166H113V167H114ZM176 166H178V165L176 164ZM176 166H175V167H176ZM210 166H211V165H210ZM214 166H215V164H214ZM214 166H212V168H213ZM242 166L244 167V165H242ZM6 167H7V166H6ZM79 167H80V166H79ZM90 167H91V166H90ZM109 167H110V166H109ZM113 167H112V169H113ZM157 167H158V166H157ZM243 167H242V170H241V171H243V173H245L246 168L244 169ZM245 167H246V166H245ZM1 168H2V167H1ZM11 168H12V167H11ZM11 168H10V170L13 169V168H12V169H11ZM23 168H22V169H23ZM34 168H35V167H34ZM34 168H33V169H34ZM84 168H85V167H84ZM88 168H89V167H88ZM97 168H96V169H97ZM176 168L178 169V167H176ZM217 168H218V167H217ZM217 168H215V169H213V170H216ZM220 168H221V167H220ZM2 169H3V168H2ZM15 169H14V171H15ZM102 169H101V170H102ZM109 169H110V168H109ZM109 169H108V170H109ZM112 169H111V170H112ZM208 169H209V168H208ZM253 169H254V170H253ZM19 170H20V172H19ZM83 170H84V169H83ZM99 170H98V172H99ZM101 170H100V171H101ZM111 170H110V171H111ZM152 170H153V171H152ZM213 170H210V172L213 171ZM238 170H239V169L237 168V171H238ZM27 171H28V172H27ZM33 171H34V170L31 169L30 172L28 173V175L26 174L24 177L22 176L23 178H21V180H22V179H25V177H28V176L30 177L31 172H33ZM55 171H56V170H55ZM87 171H88V170H87ZM102 171H103V170H102ZM104 171H106V170H104ZM208 171H209V170H208ZM217 171H218V170H217ZM235 171H236V170H235ZM237 171H236V172H237ZM9 172H10V171H9ZM11 172H12V171H11ZM11 172H10V173H11ZM17 172H14V173H16V175H15L16 178H17V176H18V178H19L20 175H18ZM35 172H36V173L38 172V174H37L38 177H37V176H36V177H37V178H40V180L37 179L36 177H34L35 175H34V176L32 175V176H33L32 178H33V179H34V178L37 179V181H41V183H42L43 185L48 184L47 186H49V187H48L49 190H48V191H45V190H44V191H41V190H43V189H39V191H41L43 194L39 192V193L41 194V196H39V195H38V196L34 195V197H32V198H34V199L32 200V199L30 198V197L32 196L30 193H32V192H33L32 190H34V189L31 188V191H32V192L30 191V193L27 194V193L24 191V187H26V185H24L25 183L23 182V185H24V186H23V189H22V188H21V189H22V191L25 192L26 196H27V195H28V197L30 196V197H29V200H27L28 198H27L26 196L24 197L25 194H24V195H22V194L19 195V194H18L19 197H18V198L15 197V198H17V200L21 198V202H22L23 199H26V198H27L26 201L24 200V201L26 202L25 204H27V206H26L25 204L23 205V202H24V201H23L22 203L19 202V201H16V203L18 202L19 205H20V203H21V206H19L20 209L17 207L18 204H17V205H14V207H17V208L21 211V213L18 212L19 210H18L17 212L14 211V209H17V208H14L13 211L10 210L9 208H5V209L10 210V212L12 211L11 215H10V212L8 211V212H9V215H10V216H9V217H10L9 219H12V217H13L12 214H13V213H14V214H17V213H18V215H20V216H18V215H17V217L15 216L16 219L19 217V218H22V221H23V219L25 218V219L28 220L29 222L33 223V222H37V221H39L40 216H43V217L46 216V215H44V214H45V213H44L45 211H46V212H50L49 210H50L51 207L49 206L50 208H48L47 200L52 199V196H53L52 191L54 190V186H55L54 184H51V183L48 181L49 179L47 180V177L52 178V174H49L51 171H49L48 176H47V175L43 176L44 173H42L41 170H36ZM39 172L42 173L41 175H42L43 178H45V179L39 177V176H41ZM174 172H175V170H174ZM210 172H208V175H209L210 177H212L211 179H215L216 176L214 175L215 178H213V174H212V173H214V172H212V173H210ZM246 172H247V174H248L249 170H246ZM6 173H7V172H6ZM6 173H5V174L3 173V174L6 176ZM24 173H22V174H24ZM53 173H55V172H53ZM94 173H95V172H94ZM96 173H97V171H96ZM100 173H101V172H100ZM100 173H99V174H100ZM104 173H105V172H104ZM156 173H157V171L155 172V174H156ZM243 173H242V174H243ZM22 174H21V175H22ZM45 174H46V173H45ZM83 174H84V173H83ZM99 174H98V175H99ZM106 174H109V173H106ZM211 174H212V175H211ZM8 175L10 176V174H8ZM8 175H7V177H8ZM13 175H14V174H13ZM50 175H51V176H50ZM101 175L104 176V174H101ZM115 175H114V176H115ZM156 175H157V174H156ZM159 175H160V174H159ZM221 175H222V174H221ZM60 176H61V175H60ZM85 176H86V175H84V177H85ZM204 176L207 177L206 175H204ZM223 176H224V175H223ZM1 177H2V175H1ZM3 177H4V176H3ZM3 177H2V178H3ZM10 177H12V176H10ZM54 177H56L55 174H54V176H53V179H54ZM82 177H83V176H82ZM84 177H83V178H84ZM247 177H248V176H247ZM247 177H246V178H247ZM5 178H6V177H5ZM30 178H31V177H30ZM65 178H66V177H65ZM65 178L62 177V179H60L59 185L62 183V186H63V183L66 182ZM68 178H69V177H68ZM87 178H89L88 175H87ZM141 178H142V179H141ZM219 178H220V177H219ZM13 179H14V177H13ZM28 179H29V178H27V180H28ZM35 179H34V180H35ZM114 179H115V178H114ZM140 179H141V180H140ZM194 179H195V178H194ZM204 179H207L208 181H210L208 178H204ZM221 179H222V178H220V180H221ZM224 179H225V176H224V178H223V181L221 180L220 183L224 182ZM0 180H1V179H0ZM4 180H5V179H4ZM4 180H3L2 182H4ZM19 180H20V179L16 180V183L18 182V184L21 185L22 181H21V183H19ZM25 180H26V179H25ZM55 180H56V179H55ZM57 180H58V179H57ZM67 180H68V179H67ZM131 180H132V179H131ZM199 180H201V178H200ZM199 180H198V181H199ZM235 180H236V179H235ZM5 181H6V180H5ZM7 181H8V178H7ZM28 181H32V180H28ZM28 181H27V182H28ZM104 181H105V180H103L102 182H104ZM198 181H197V184H199ZM228 181H230V180L228 179ZM228 181L226 182V179H225L226 184H225V182L222 183V184H225V186H226L227 183H228ZM237 181H239V180L237 179ZM256 181H257V180H256ZM13 182H15V181H13ZM33 182H35V181H33ZM33 182H31V183H32V184H35V183H36V182H35V183H33ZM82 182H83V181H82ZM110 182H111V181H110ZM114 182H115V181H114ZM117 182H115V183H116V186H115V187H117ZM217 182H218L217 185L220 186V184H219V180H218ZM241 182H243V181H241ZM0 183H1V182H0ZM28 183H29V182H28ZM28 183H26L27 186H28ZM31 183H30V185H31ZM54 183H55V182H54ZM105 183H106V182H105ZM112 183H113V182H112ZM231 183H232V182H229L228 184H231ZM235 183H236V182H235ZM238 183L240 184V182H238ZM243 183H244V182H243ZM254 183H255V185H254ZM260 183H262V185H261ZM5 184H7V183H5ZM8 184H9V183H8ZM64 184H65L64 186H66V183H64ZM80 184H81V183H80ZM113 184H114V183H113ZM176 184H177V183H176ZM176 184H175V185H176ZM203 184H204V183H203ZM9 185L12 186V184H9ZM14 185H15V184H14ZM30 185H29V186H30ZM37 185H39V183L36 184V186H37ZM59 185L56 183V186H57V187H58ZM118 185H119V184H118ZM120 185H121V184H120ZM211 185H214V182H211ZM258 185H259V187H258ZM260 185H261L262 187H261ZM2 186H5V185L2 184ZM2 186H1V187H2ZM16 186H17V185H16ZM18 186H19V185H18ZM18 186H17V187H18ZM21 186H22V185H21ZM21 186H20V187H21ZM40 186H41V185H40ZM47 186H46L45 188H47ZM62 186H61V187H62ZM104 186H105V185H104ZM113 186H114V185H113ZM176 186H177L178 189H179V188H182V184H181V183H178ZM218 186H215V187H216V188H219ZM34 187H35V186H34ZM42 187H43V186H42ZM61 187L59 186L60 189H62ZM73 187H74V186H73ZM195 187H196V186H195ZM200 187H201V186H200ZM226 187H227V186H226ZM241 187H242V186H241ZM251 187H250V188H251ZM5 188H6V187H5ZM108 188H109V187H108ZM120 188H121V187H120ZM175 188H176V187H175ZM196 188H197V187H196ZM213 188H214V187H213ZM213 188L211 187V189H210V188H209V189L212 190ZM0 189H1V188H0ZM10 189L12 190L11 187H10ZM224 189H225V188H224ZM252 189H253V188H252ZM3 190H4V189H1L0 191L3 193ZM5 190H6V189H5ZM7 190H8V189H7ZM11 190H9V191H10V193H12V195H13L14 192H13V191L11 192ZM13 190H15V189L13 188ZM19 190H20V188H19ZM25 190H27V191L29 192L30 188H29V189H28V188H25ZM114 190H115V189H114ZM114 190H113V191H114ZM176 190H177V189H176ZM187 190H188V189H187ZM217 190H219V189H217ZM217 190H215V191H216L215 193H217ZM249 190H250V189H249ZM15 191H16V190H15ZM22 191H20V192H22ZM34 191H35V190H34ZM58 191H59V190H58ZM66 191L68 192V190H66ZM66 191H65V192H66ZM86 191H88V190H86ZM113 191H112V192H113ZM130 191H131V190H130ZM179 191H180V190H179ZM193 191H194V190H193ZM220 191H221V190H220ZM250 191H251V190H250ZM17 192H18V191H17ZM24 192H23V193H24ZM61 192H62V191H61ZM63 192H64V191H63ZM69 192H70V191H69ZM116 192H117V191H116ZM212 192H214V191H212ZM4 193H6V191H5ZM8 193H9V192H8ZM39 193L37 192V194H39ZM85 193H86V192H84V194H85ZM92 193H93V191H92ZM120 193H121V192H120ZM120 193H119V194H120ZM218 193H219V192H218ZM258 193H259V192H258ZM260 193H261V192H260ZM6 194H7V193H6ZM29 194H30V195H29ZM65 194H67V193H65ZM87 194H89V192H88ZM87 194H86V195H83V197L85 196V199L83 198L84 200H86V198H87V196H88ZM112 194H113V193H112ZM122 194H123V193H121L120 195H122ZM127 194H128V193H127ZM134 194H135V193H134ZM150 194H151V195H150ZM263 194H264V191H263ZM263 194H261V195H263ZM1 195H2V194H0V197H1V198H2V197H3V198L5 197V194H4L3 196H1ZM14 195H15V193H14ZM18 195H17V196H18ZM21 195L24 197L23 199H22V196H21ZM80 195H81V194H80ZM120 195H119V196H120ZM125 195H126V194H125ZM6 196H10V195L8 194V195H6ZM91 196H92V194L90 195V199L93 197V196H92V197H91ZM113 196H114V195H113ZM133 196H132V197H133ZM164 196H165V195H164ZM250 196H251V195H250ZM35 197H36V198H35ZM111 197H112V196H111ZM117 197H118V194H117ZM120 197L122 198V196H120ZM120 197H118L119 199H118V198H117V199L120 200ZM126 197H127V196H126ZM185 197H186V196H185ZM260 197H261V196H260ZM260 197H259V198H260ZM10 198H11V197H10ZM10 198H9V199H10ZM88 198H89V197H88ZM114 198H115V197H114ZM204 198L207 199V201H208L209 193H205ZM263 198H264V197H263ZM263 198H262V199H263ZM4 199H5V198H4ZM9 199H8V197H7V200H8L9 202L11 201L10 204H11V206H13V205H12V198H11V200H9ZM13 199H14V198H13ZM30 199L32 200L31 205H29V204H30ZM63 199H64V198H63ZM63 199H62V200H63ZM83 199H82V200H83ZM90 199H87V200L90 201ZM122 199H125V198H122ZM153 199H154V197H153ZM242 199H243V198H242ZM256 199L258 200L257 197H256ZM256 199L253 198L252 201H255ZM262 199H261V200H262ZM0 200H1V199H0ZM2 200H3V199H2ZM7 200H6L5 202H7ZM52 200H53V199H52ZM60 200H61V199H60ZM69 200H71V198H70ZM78 200H79V199H78ZM183 200H185V199H183ZM194 200H195V199H194ZM27 201L29 202V204H28ZM91 201H92V200H91ZM149 201H148V202H149ZM168 201H169V200H168V198H167L166 201H165V203H164L165 206H167ZM192 201H193V200H192ZM195 201H196V200H195ZM199 201H200V200H199ZM224 201H225V200H224ZM252 201H251V202H252ZM259 201H260V200H259ZM53 202H54V201H53ZM62 202H63V201H61V203H62ZM68 202L70 203V201H68ZM72 202H73V201H72ZM74 202H76V199H75ZM83 202H84V201H83ZM83 202H81V203H83ZM86 202H88V201H85V203H86ZM111 202H112V201H111ZM143 202H144V201H143ZM145 202H146V201H145ZM150 202H152V201H150ZM189 202H191V201H189ZM193 202H194V201H193ZM249 202H250V201H249ZM7 203H8V202H7ZM55 203H56V202H54L53 205H54V206H57V205H55ZM78 203H79V202H78ZM78 203H77V204H78ZM85 203H83L85 206L82 204V205H83L82 208L85 207L86 210H87L88 207H86V205H88V204H87V203L85 204ZM112 203H113V202H112ZM118 203H119V202H118ZM137 203H138V202H137ZM194 203H195V202H194ZM245 203H246V202H245ZM10 204H8V205H10ZM66 204L68 205V203H66ZM66 204H63V203H62V205H66ZM75 204H76V203H75ZM135 204H136V203H135ZM143 204H144V203H143ZM3 205H4V204H3ZM6 205H7V204H6ZM6 205H5L4 207H6ZM22 205H23V206H22ZM28 205H29V207H28ZM51 205H52V204H51ZM58 205H59V204H58ZM60 205H61V204H60ZM69 205H70V204H69ZM71 205H72V204H71ZM145 205L148 206V205H150V203H149V204H148V203H145ZM156 205H157V204H156ZM248 205H251V204H248ZM45 206L47 207V209H49L48 211H47V210L44 211ZM72 206H73V205H72ZM77 206H78V205H77ZM116 206H117V205H116ZM133 206H134V205H133ZM135 206H136V205H135ZM135 206H134V207H135ZM151 206H152V205H151ZM212 206H213V205H212ZM254 206H255V205H254ZM254 206H252V207H254ZM4 207H3V208H4ZM9 207H10V206H9ZM25 207H26V208H25ZM57 207H58V206H57ZM145 207H146V206H145ZM245 207H246V206H245ZM247 207H248V206H247ZM250 207H251V206H250ZM256 207H257V206H256ZM21 208H23V210H22ZM52 208H54V207H52ZM75 208H76V207H75ZM131 208H132V207H131ZM229 208H230V207H229ZM258 208H259V207H258ZM11 209H12V208H11ZM63 209L65 210V208H63ZM66 209H67V207H66ZM69 209H71V208H69ZM126 209H127V208H126ZM129 209H130V207H129ZM134 209H135V208H134ZM147 209H148V208H147ZM151 209H152V207H151ZM155 209H156V207H155ZM158 209H159V208H158ZM221 209H222V208H221ZM241 209H242V208H241ZM250 209H251V208H250ZM42 210H43V213H42ZM64 210H62V211H63V213H62L63 215L66 214V213L68 212L67 210H66L67 212H64ZM124 210H125V209H124ZM136 210H137V209H136ZM138 210H139V209H138ZM163 210H164V209H163ZM163 210H162L161 218L164 217V212H163ZM245 210H246V209H245ZM252 210H253V209H252ZM260 210H261V209H260ZM3 211L6 212V210H3V209H2V212H3ZM62 211H61V212H62ZM129 211H130V210H129ZM132 211H133V210H132ZM156 211H157V210H156ZM248 211H249V210H248ZM255 211H256V210H255ZM255 211H254V212L251 211V212H252V213H255ZM263 211H264V210H263ZM51 212H52V210H51ZM56 212H57V210H56ZM125 212H126V211H125ZM135 212H136V211H135ZM139 212H140V210H139ZM143 212H144V211H143ZM245 212H246V211H245ZM258 212H260V211H258ZM258 212L256 211V213H258ZM59 213H60V212H59ZM136 213H137V212H136ZM140 213H141V212H140ZM140 213H138V215H139ZM144 213H145V212H144ZM248 213H249V212H248ZM256 213H255V214H256ZM262 213H263V212H262ZM2 214H4V213H2ZM5 214H6V213H5ZM49 214H51V213H49ZM52 214H54V213H52ZM67 214L69 215V213H67ZM131 214H132V213H131ZM246 214H247V213H246ZM246 214H245V216H246ZM54 215H55V214H54ZM54 215H53V216H54ZM56 215H58V214L56 213ZM63 215H62V217H63ZM68 215H67V216H68ZM122 215H123V214H122ZM122 215H121V216H122ZM126 215H127V214H126ZM141 215H142V214H141ZM141 215H139V218H138L137 215L135 216V217L138 218V219L135 218V219H137V221H138L139 219H141V221L139 220L137 223H139V222H140V223L142 222L141 224L146 223V222H145L146 220H145V221L143 220L146 216L143 217V215H142V217H143V219H142V218H141ZM144 215H145V214H144ZM154 215H155V213H154ZM154 215H153V216H154ZM156 215H157V214H156ZM235 215H236V214H235ZM243 215H244V214H243ZM249 215H250V214H249ZM1 216H2V215H1ZM4 216H6V215H4ZM4 216H3V217H4ZM11 216H12V217H11ZM48 216H51V215H48ZM48 216H47V217H48ZM53 216H51V217H53ZM65 216H66V215H64V217H65ZM69 216H70V215H69ZM124 216H125V215H124ZM133 216H134V215H133ZM133 216H132V217H133ZM147 216H148V215H147ZM227 216H228V215H227ZM252 216H253V215H252ZM7 217H8V215H7ZM7 217H6V218H7ZM43 217H41V218H43ZM64 217H63V218H64ZM73 217H74V216L71 215V217H68V218L73 219ZM122 217H123V216H122ZM128 217H129V216H128ZM149 217H150V216H149ZM223 217H224V216H223ZM239 217H241V216H239ZM0 218H1V217H0ZM19 218H18V220H21V219H19ZM45 218H46V217H45ZM65 218H66V217H65ZM150 218H151V217H150ZM150 218H149V219H150ZM219 218H220V217H219ZM9 219H8V220H9ZM43 219H44V218H43ZM53 219H54V218H53ZM223 219H225V218H223ZM242 219H243V218H242ZM258 219H259V218H258ZM13 220H14V218H13ZM47 220H48V219H47ZM47 220H46V221H47ZM51 220H52V219H51ZM51 220H49V221L51 222ZM66 220H67V219H66ZM121 220H122V219H121ZM125 220H126V219H125ZM229 220H230V219H229ZM238 220H239V219H238ZM263 220H264V219H263ZM6 221H7V220H6ZM22 221H20V222H22ZM53 221H54V220H53ZM58 221H59V220H58ZM58 221H57V222H58ZM61 221H62V220H61ZM61 221H60V222H61ZM261 221H262V220H261ZM41 222H44V221H41ZM123 222H124V221H123ZM129 222H130V221H129ZM222 222H223V220H222ZM222 222H221V223H222ZM224 222H225V221H224ZM224 222H223V223H224ZM236 222H237V221H236ZM0 223H1V221H0ZM3 223H4V222H3ZM38 223H39V222H38ZM100 223H101V222H100ZM135 223H136V220H135ZM135 223H134V225H135ZM137 223H136V225H138ZM147 223H148V222H147ZM147 223L144 224V225H147ZM237 223H238V222H237ZM237 223H236V224H237ZM262 223H263V222H262ZM262 223H261V225H262ZM84 224H85V223H84ZM106 224H108L107 221H106ZM148 224H149V223H148ZM215 224H216V223H215ZM227 224H228V223H227ZM233 224H234V223H233ZM236 224H234V226H232L233 228L231 227V229L229 228V230H228V228H227V230L224 231V234L227 235V236H226L227 238H226V237H223V238L220 237L221 239H224L223 242L225 241V242H224L225 245H223V248L225 247V249L227 250V253H229V250H232V251H234V252H236V253H237V252L240 253V251H241V253H240L239 255H241V257L243 256V257L245 258V261H244V259H243V257H242V259H243L242 264H263V262H262V255L260 256L261 258H257V257L255 258L254 255H253V256H250V254H248V255H249V256H248V255L245 254V252H247L246 249H251V247H252L251 245H252V244H253V245L255 244V243H252V242H251L252 244L249 243L250 240H252V239H251V238H252L251 236H253V235L250 236L251 238L248 236V234H249L250 232L252 233L253 230H254V228H255L253 222H248L247 219H243V222H240V225H236ZM66 225H67V224H66ZM72 225H73V224H72ZM72 225H71V226H72ZM114 225H115V224H114ZM219 225H220V224H219ZM221 225H224V224H221ZM231 225H232V224H231ZM258 225H259V224H258ZM84 226H85V225H84ZM112 226H113V225H112ZM121 226H122V225H121ZM129 226H132V225H129ZM213 226H214V225H213ZM225 226H226V225H225ZM262 226H263V225H262ZM262 226H261V227H262ZM0 227H1V225H0ZM20 227H21V230H22V231L20 232V228L18 227V228H19V231H18L17 233H21V234H28V233L34 231L33 229H35V228H33V226H28V227H27L28 229H25L24 226H20ZM65 227H66V226H65ZM65 227H64V228H65ZM107 227H108V226H107ZM133 227H134V226H133ZM140 227H141V226H140ZM143 227H144V226H143ZM219 227H220V226H219ZM18 228H17V229H18ZM22 228H23V229H22ZM58 228H59V227H58ZM58 228H57V230L60 231L61 228H60V229H58ZM77 228H78V227H77ZM110 228H111V227H110ZM130 228H132V227H130ZM148 228H150V227H148ZM161 228H163V226H161ZM220 228H222V227H220ZM0 229H1V228H0ZM9 229H10V228H9ZM17 229H16V230H17ZM69 229H70V225H69ZM79 229H80V228H79ZM106 229H108V228H106ZM123 229H124V228H123ZM126 229H127V228H125V230H126ZM132 229H133V228H132ZM132 229H129L128 232L131 233V230H132ZM257 229H258V228H257ZM10 230H14V229H10ZM16 230L13 231V232H16ZM38 230H39V229H38ZM66 230H67V231H66ZM66 230H65V231H66L67 233H71V232H69V231H71V230H68V227H67ZM82 230H83V229H82ZM82 230H81V231H82ZM113 230H114V229H113ZM113 230H112V231H113ZM117 230H118V229H117ZM117 230H116V231H117ZM134 230H135V229H134ZM134 230H132V231L134 232L132 235L129 233L130 236H132V237H133L134 234L136 233V230H135V231H134ZM148 230H149V229H146V230H145V234H146V235L144 234V236L146 237V239H145V241H144V239H143L144 243L141 244L142 246H138V247L141 248V253H145V255H146V256H145L146 260H144V259L142 258L144 264H149L148 257H147V256H148V253H149V251L151 250V248L153 247V245H155L154 243H156V240H157L158 237L160 236V235H159V234H160V233H159V230H160V229L155 230V227H153V228H150L149 231H148ZM205 230H206V229H205ZM260 230H261V229H260ZM260 230H259V231H260ZM263 230H264V229H263ZM263 230H262V231H263ZM7 231H9V230H7ZM7 231H6V232H7ZM35 231H37V230H35ZM55 231H56V230H55ZM62 231H63V230H62ZM62 231H61V232H62ZM72 231H73V229H72ZM74 231H75V230H74ZM77 231H79V230L77 229ZM77 231H76V232H77ZM88 231H89V230H88ZM108 231H109V229H108ZM168 231H169V230H168ZM213 231H214V230H213ZM257 231H258V230H257ZM98 232H100V231H98ZM110 232H111V231H110ZM110 232H109V235H112V234L116 235V234H115L116 232H115V233H112V234H110ZM113 232H114V231H113ZM117 232H118V231H117ZM123 232H124V231H123ZM202 232H203V231H202ZM242 232H243V233H242ZM245 232H247V233H245ZM248 232H249V233H248ZM7 233H8V232H7ZM7 233H6V234H7ZM17 233H16V235L14 234L15 237L18 236ZM54 233H55V232H54ZM58 233H59V232H58ZM81 233H82V232H81ZM100 233H101V232H100ZM100 233H98V234H100ZM126 233H127V232H126ZM193 233H194V232H193ZM204 233H205V231H204ZM211 233H212V231H211ZM239 233H240V234H239ZM241 233H242L243 235H242ZM244 233L247 235L246 237H249V242H248V241L246 242V238H244V237H245V234H244ZM4 234H5V233H4ZM75 234H76V233H75ZM91 234H92V233H91ZM119 234H120V233H119ZM129 234H125V235L127 236V235H129ZM201 234H202V233H201ZM224 234H223V235H224ZM252 234H253V233H252ZM257 234H258V232H257ZM260 234H261V233H259L258 237H260ZM14 235H13V237H14ZM45 235H46V234H45ZM55 235H56V234H55ZM107 235H108V234H107ZM114 235H113V236H114ZM121 235H123V234H121ZM121 235H120V236H121ZM139 235H140V234H139ZM204 235H205V234H204ZM223 235H222V236H223ZM255 235H256V234H254V236H255ZM261 235H262V240H261V241H263V243H264V236H263V234H261ZM24 236H25V235H24ZM59 236H60V235H59ZM77 236H78V235H77ZM82 236H83V235H82ZM126 236H125V237H124V236L121 237V238H122V241H121V242H123V238H124V240L127 238ZM198 236H200V235H198ZM243 236H244V237H243ZM254 236H253V237H254ZM21 237H22V235H21ZM47 237H48V236H47ZM55 237H56V236H55ZM62 237H64V236H62ZM66 237H67V236H66ZM72 237L74 238V237H76V236H72ZM72 237H69V236H68V239L70 238V241L72 240L71 242H74L73 239H71ZM117 237H118V235H117ZM142 237H143V236H142ZM24 238L26 239V237H24ZM84 238H85V237H84ZM98 238H99V237H98ZM112 238H113V237H112ZM119 238H120V237H119ZM119 238H117L118 241H119ZM121 238H120V239H121ZM200 238H201V237H200ZM206 238H208V237H206ZM206 238H205V239H206ZM220 238H219V239H220ZM225 238H226V240H225ZM254 238H255V237H254ZM7 239H8V238H7ZM59 239H60V238H59ZM74 239H75V238H74ZM115 239H116V238H115ZM129 239L131 240V238H129V236H128V238H127L126 240H129ZM132 239H133V238H132ZM141 239H142V238H141ZM61 240H62V238H61ZM61 240H60V241H61ZM117 240H116V241H117ZM211 240H212V239H211ZM255 240H256V238H255ZM41 241H42V240H41ZM44 241H45V240H44ZM65 241H66V240H65ZM84 241H85V240H84ZM111 241H112V240H111ZM118 241H117L116 244H118ZM131 241H132V240H131ZM131 241H129V242L131 243ZM252 241H253V240H252ZM23 242H24V241H23ZM67 242H68V240H67ZM71 242H70V243H71ZM75 242H76V241H75ZM136 242H137V243H136ZM139 242H140L139 237H138V236H135V238L133 239V241H132V243H131L132 246H129V245H128V246H127L128 248L126 247L128 253L131 252L132 254H134L133 252H135L136 249H138L137 245H136L135 247H134V245H135V244H139ZM253 242H255V241H253ZM256 242H257V240H256ZM258 242H259V241H258ZM76 243H77V242H76ZM86 243H87V242H86ZM89 243H90V242H89ZM93 243H94V242H93ZM103 243H104V242H103ZM113 243H114V242H113ZM113 243H112V244H113ZM119 243H120V242H119ZM182 243H184V242L182 241ZM185 243H186V242H185ZM197 243H198V241H197ZM200 243H201V242H200ZM248 243H249V244H248ZM46 244H47V243H46ZM54 244H55V243H54ZM57 244H61V243H57ZM79 244H80V243H79ZM112 244H110V248L112 247V246H111ZM114 244H115V243H114ZM123 244H124V243H122V245H123ZM131 244H130V245H131ZM162 244H163V243H162ZM162 244H161V245H162ZM193 244H194V242H193ZM22 245H23V244H22ZM48 245H49V244H48ZM68 245H70V244H68ZM71 245H73V244H71ZM99 245H100V244H99ZM106 245H107V244H106ZM125 245H126V244H125ZM125 245H124V246H125ZM173 245H174V241L171 240V242H169V246H168V248H167L165 251L168 253V251L170 250V247H173ZM196 245H197V244H196ZM200 245H201V244H200ZM212 245H214V244H212ZM218 245H220V244H218ZM0 246H1V245H0ZM18 246H19V245H18ZM56 246H57V248H58L59 245H56ZM84 246H85V245H84ZM87 246H88V245H87ZM87 246H86V247H87ZM94 246H95V245H94ZM155 246H156V245H155ZM203 246H204V245H203ZM221 246H222V244H221ZM59 247H60V246H59ZM81 247H82V246L80 245V248H81ZM86 247H85V248H86ZM113 247H114V246H113ZM113 247H112V250L114 249ZM120 247H121V245H120ZM120 247H119V248L117 247L120 251H117L116 254L114 253L115 255H119V257L123 254V253H122V254L120 253V252H121V248H122V247H121V248H120ZM163 247H164V245H163ZM206 247H207V246H206ZM208 247H209V246H208ZM215 247H216V246H215ZM254 247H256V246H254ZM254 247H252L253 250L255 249ZM257 247H258V246H257ZM21 248H22V246H21ZM104 248H105V247H104ZM104 248H103V249H104ZM115 248H116V246H115ZM140 248H139V250H140ZM157 248H158V247H157ZM220 248H222V247H220ZM28 249H29V248H28ZM45 249H46V248H45ZM48 249H49V248H48ZM92 249H93V248H92ZM103 249H102V250H103ZM118 249H117V250H118ZM124 249H125V248H124ZM196 249H198V247H197ZM208 249H209V248H208ZM217 249L219 250V247H218ZM257 249H259V248H257ZM74 250H75V249H74ZM85 250H86V249H85ZM90 250H91V249H90ZM96 250H97V249H96ZM107 250H108V249H107ZM112 250L110 249V252H111ZM115 250H116V249H115ZM194 250H195V249H194ZM200 250H201V249H200ZM209 250H210V249H209ZM222 250H223V249H222ZM259 250H260V249H259ZM47 251H48V250H47ZM54 251H56V250H54ZM61 251H62V250H61ZM104 251H105V250H104ZM113 251H114V250H113ZM113 251H112V252H113ZM122 251H123V249H122ZM124 251H126V250H124ZM124 251H123V252H124ZM155 251H156V250H155ZM180 251H182V250H180ZM184 251H185V250H184ZM186 251H187V250H186ZM190 251H193V250H190ZM257 251H258V250H257ZM59 252H60V251H59ZM72 252H73V251H72ZM93 252H94V251H93ZM95 252H97V251H95ZM108 252H109V251H108ZM138 252H140V251H138ZM230 252H231V251H230ZM234 252H232V253L234 254ZM28 253H29V252H28ZM52 253H53V252H52ZM60 253H61V252H60ZM86 253H87V252H86ZM106 253H107V252H106ZM124 253H125V252H124ZM128 253H127V254H128ZM159 253H160V252H159ZM187 253H188V252H187ZM192 253L194 254V252H192ZM197 253H198V252H197ZM243 253H244L246 256H244ZM50 254H51V253H50ZM54 254H56V253H54ZM58 254H59V253H58ZM58 254H57V255H58ZM62 254H63V253H62ZM67 254H68V253H67ZM71 254H73V253H71ZM89 254H90V253H89ZM108 254H109V253H108ZM108 254H107V255H108ZM111 254H112V253H111ZM120 254H121V255H120ZM135 254H136V252H135ZM155 254H156V256H157V253H155ZM211 254H212V253H211ZM27 255H29V254H27ZM51 255H52V254H51ZM60 255H61V254H60ZM63 255H65V252H64ZM92 255H94V254H92ZM103 255H104V254H103ZM115 255H114V256H115ZM124 255H125V254H124ZM130 255H131V254H130ZM161 255H162V254H161ZM189 255H191V254H189ZM207 255H208V254H207ZM251 255H252V254H251ZM25 256H26V255H25ZM41 256H42V255H41ZM65 256H66V255H65ZM65 256H64V258H65ZM68 256H69V255H68ZM96 256H97V254H96ZM128 256H129V255H128ZM132 256H133V255H132ZM137 256H138V255H137ZM137 256H136V257H137ZM140 256H141V255H140ZM201 256H202V255H201ZM247 256H248V257H247ZM29 257H30V256H29ZM70 257H71V256H70ZM72 257H73V255H72ZM86 257H87V256H86ZM103 257H104V256H103ZM112 257H113V255H112ZM112 257H111V258H112ZM122 257H123V256H122ZM122 257H120V258H122ZM187 257H189V259H190V256L187 255ZM258 257H259V256H258ZM59 258H60V257H59ZM66 258H67V256H66ZM80 258H81V257H80ZM87 258H88V257H87ZM95 258H96V257H95ZM107 258H108V257H107ZM114 258H115V257H114ZM117 258H118V257H117ZM127 258H128V257L126 256V259H127ZM158 258H159V257H158ZM161 258H162V257H161ZM178 258H179V257H178ZM180 258H181V257H180ZM5 259H6V258H5ZM75 259H79V258H78V255H77V258L75 257ZM75 259H74V260H75ZM103 259H104V258H103ZM129 259H130V257H129ZM131 259H132V258H131ZM199 259H200V258H199ZM208 259H209V258H208ZM210 259H211V258H210ZM225 259H226V258H225ZM15 260H16V259H15ZM27 260H28V259H27ZM39 260H42V259H39ZM57 260H58V262H60L59 259H57ZM62 260H63V259H62ZM62 260H61V261H62ZM68 260H69V259H68ZM72 260H73V259H72ZM111 260H113V259H111ZM133 260H134V259H133ZM152 260H153V259H152ZM169 260H170V258H169ZM196 260H197V259H196ZM213 260H214V259H213ZM222 260H223V259H222ZM222 260H220V261H222ZM227 260L229 261V259H227ZM5 261H6V260H5ZM18 261H19V260H18ZM63 261H64V260H63ZM80 261H81V259H80ZM82 261H83V260H82ZM103 261H104V260H103ZM114 261H116V260H114ZM117 261H118V260H117ZM119 261H120V259H119ZM177 261H178V260H177ZM198 261H199V260H198ZM203 261H204V260H203ZM206 261H208V260H206ZM236 261H237V260H236ZM239 261H241V260H239ZM35 262H36V261H35ZM41 262L43 263V261H41ZM66 262H67V261H66ZM69 262H70V261H69ZM71 262H72V261H71ZM92 262H93V261H92ZM107 262H108V261H107ZM129 262H130V261H129ZM178 262H179V261H178ZM178 262H177L176 264H179ZM201 262H202V261H201ZM72 263H74V262H72ZM111 263H112V261H111ZM111 263H109V264H111ZM116 263H117V262H116ZM116 263H115V264H116ZM126 263H127V262H126ZM134 263H135V262H134ZM139 263H140V262H139ZM197 263H198V262H197ZM204 263H205V262H204ZM234 263H235V262H234ZM36 264H37V263H36ZM43 264H44V263H43ZM48 264H49V263H48ZM50 264H52V263H50ZM60 264H61V263H60ZM74 264H76V263H74ZM77 264H78V263H77ZM84 264H85V262H84ZM118 264H119V263H118ZM123 264H124V262H123ZM130 264H131V263H130ZM135 264H136V263H135ZM170 264H171V263H170ZM221 264H222V263H221ZM232 264H233V263H232ZM236 264H237V263H236Z\"/></svg>",
    "mask_w": 264,
    "mask_h": 264
}]
</instances>
